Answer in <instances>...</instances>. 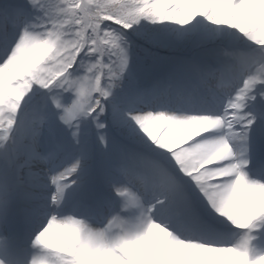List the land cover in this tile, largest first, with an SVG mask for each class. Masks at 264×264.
Here are the masks:
<instances>
[{
	"label": "snow or ice",
	"instance_id": "obj_1",
	"mask_svg": "<svg viewBox=\"0 0 264 264\" xmlns=\"http://www.w3.org/2000/svg\"><path fill=\"white\" fill-rule=\"evenodd\" d=\"M0 264H264V0H0Z\"/></svg>",
	"mask_w": 264,
	"mask_h": 264
}]
</instances>
